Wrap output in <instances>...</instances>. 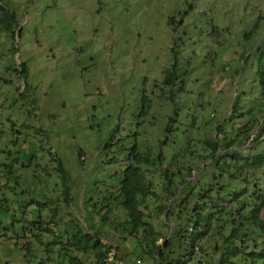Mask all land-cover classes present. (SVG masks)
Listing matches in <instances>:
<instances>
[{"label": "rangeland", "instance_id": "obj_1", "mask_svg": "<svg viewBox=\"0 0 264 264\" xmlns=\"http://www.w3.org/2000/svg\"><path fill=\"white\" fill-rule=\"evenodd\" d=\"M0 2L18 21L11 30L0 19V161L18 159L37 173L58 156L69 171L70 212L85 226L93 223L89 200L100 201L105 183L120 177L133 146L158 151L170 117L175 127L195 119L189 133L198 138L233 114L235 124L256 117L242 149H264V0ZM174 64L184 82L183 92L170 93L176 104L151 92ZM208 120L215 124L204 133ZM30 135L40 157L28 162ZM100 238L124 254L136 246L111 230Z\"/></svg>", "mask_w": 264, "mask_h": 264}, {"label": "trees", "instance_id": "obj_2", "mask_svg": "<svg viewBox=\"0 0 264 264\" xmlns=\"http://www.w3.org/2000/svg\"><path fill=\"white\" fill-rule=\"evenodd\" d=\"M15 11L0 2L2 27L18 24ZM170 93L159 96L176 104ZM234 116L204 122V133L212 123L217 133L203 138L189 133L195 119L191 127H175L170 117L158 151L133 146L125 168L115 173L120 177L105 183L100 201L89 200L92 225L70 212L69 171L58 156L51 154L37 173L18 159L0 161V264H264V149H242L259 120L235 124ZM180 127L182 136H175ZM33 140L23 141L28 162L40 157L30 151ZM117 210L124 218L116 220ZM107 230L136 246L124 254L120 244L101 240Z\"/></svg>", "mask_w": 264, "mask_h": 264}, {"label": "flooded vegetation", "instance_id": "obj_3", "mask_svg": "<svg viewBox=\"0 0 264 264\" xmlns=\"http://www.w3.org/2000/svg\"><path fill=\"white\" fill-rule=\"evenodd\" d=\"M1 13H3V11H1ZM172 73L173 75H170L168 72L165 75L164 80H162L160 84H156L158 89H155L152 92H183V85H181V82H182L181 76L179 75L180 77H178L174 69H172ZM177 82H178V85L176 86Z\"/></svg>", "mask_w": 264, "mask_h": 264}]
</instances>
